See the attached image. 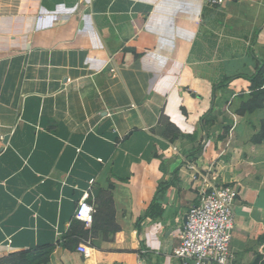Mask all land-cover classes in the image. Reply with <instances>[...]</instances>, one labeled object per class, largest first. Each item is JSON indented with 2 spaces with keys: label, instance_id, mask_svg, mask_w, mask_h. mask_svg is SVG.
<instances>
[{
  "label": "crops",
  "instance_id": "obj_1",
  "mask_svg": "<svg viewBox=\"0 0 264 264\" xmlns=\"http://www.w3.org/2000/svg\"><path fill=\"white\" fill-rule=\"evenodd\" d=\"M260 61L264 0H0V258L54 245L47 264H182L209 185L237 191L247 264L264 250ZM85 195L84 251L57 246Z\"/></svg>",
  "mask_w": 264,
  "mask_h": 264
},
{
  "label": "built area",
  "instance_id": "obj_2",
  "mask_svg": "<svg viewBox=\"0 0 264 264\" xmlns=\"http://www.w3.org/2000/svg\"><path fill=\"white\" fill-rule=\"evenodd\" d=\"M211 7H222L226 0H205ZM176 149L173 148V151ZM196 173L194 167L189 166ZM196 177L192 175L194 180ZM238 194L230 186H209L199 190L197 205L190 207L180 234V242L172 250V257L182 264H233L231 240L235 227L234 205ZM83 196L74 218L90 227L93 207ZM84 245L78 246L83 252Z\"/></svg>",
  "mask_w": 264,
  "mask_h": 264
},
{
  "label": "trees",
  "instance_id": "obj_3",
  "mask_svg": "<svg viewBox=\"0 0 264 264\" xmlns=\"http://www.w3.org/2000/svg\"><path fill=\"white\" fill-rule=\"evenodd\" d=\"M255 74L249 79L252 83L253 89H258L263 84L264 79V63L260 61ZM264 94V92L262 93ZM264 134V124L262 125ZM264 137V136H263ZM94 221V219H93ZM93 224V222H92ZM91 224V226H92ZM90 226V227H91ZM117 228V227H116ZM91 229L85 226L84 223L80 222L76 218L71 221L69 231L66 232L62 237L59 244L67 250H72L75 246L78 247L80 242L86 241L87 235ZM119 231V229L117 228ZM54 245H47L37 247L34 250L22 251L14 254H10L6 257L0 258V264H47L50 260L51 254L54 251Z\"/></svg>",
  "mask_w": 264,
  "mask_h": 264
},
{
  "label": "rangeland",
  "instance_id": "obj_4",
  "mask_svg": "<svg viewBox=\"0 0 264 264\" xmlns=\"http://www.w3.org/2000/svg\"><path fill=\"white\" fill-rule=\"evenodd\" d=\"M247 264H264V250L262 252H255L250 256V260Z\"/></svg>",
  "mask_w": 264,
  "mask_h": 264
},
{
  "label": "water",
  "instance_id": "obj_5",
  "mask_svg": "<svg viewBox=\"0 0 264 264\" xmlns=\"http://www.w3.org/2000/svg\"><path fill=\"white\" fill-rule=\"evenodd\" d=\"M186 222V216L183 218V224H185Z\"/></svg>",
  "mask_w": 264,
  "mask_h": 264
}]
</instances>
